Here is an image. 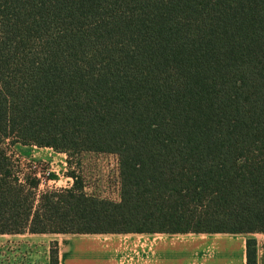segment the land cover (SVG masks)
<instances>
[{"label": "trees", "instance_id": "obj_1", "mask_svg": "<svg viewBox=\"0 0 264 264\" xmlns=\"http://www.w3.org/2000/svg\"><path fill=\"white\" fill-rule=\"evenodd\" d=\"M15 145L113 155L118 201L75 171L38 191ZM24 233L264 234V0H0V235Z\"/></svg>", "mask_w": 264, "mask_h": 264}, {"label": "crops", "instance_id": "obj_2", "mask_svg": "<svg viewBox=\"0 0 264 264\" xmlns=\"http://www.w3.org/2000/svg\"><path fill=\"white\" fill-rule=\"evenodd\" d=\"M38 150L42 160L66 157ZM229 235L243 234H56L58 264H246L245 240L235 247ZM263 249L256 244V264H264Z\"/></svg>", "mask_w": 264, "mask_h": 264}, {"label": "rangeland", "instance_id": "obj_3", "mask_svg": "<svg viewBox=\"0 0 264 264\" xmlns=\"http://www.w3.org/2000/svg\"><path fill=\"white\" fill-rule=\"evenodd\" d=\"M12 151L16 154L14 159L20 160L22 168L28 164L36 168L37 175L41 179L38 187L40 192L45 189L68 187L72 180L67 177V173L75 171L82 176L88 193L98 194L114 202L118 201V164L113 155H83L72 159L69 167L66 157L63 156L53 155L44 160L36 157V152L39 150L35 146L15 145ZM228 237L234 240L235 247L247 238H254L259 247L264 245V234ZM60 238L56 234L0 235V264H49L50 253L57 251L56 240ZM261 253L264 254V249L259 254Z\"/></svg>", "mask_w": 264, "mask_h": 264}, {"label": "built area", "instance_id": "obj_4", "mask_svg": "<svg viewBox=\"0 0 264 264\" xmlns=\"http://www.w3.org/2000/svg\"><path fill=\"white\" fill-rule=\"evenodd\" d=\"M117 198H118V196H117Z\"/></svg>", "mask_w": 264, "mask_h": 264}]
</instances>
